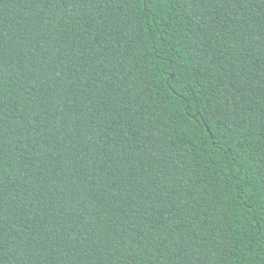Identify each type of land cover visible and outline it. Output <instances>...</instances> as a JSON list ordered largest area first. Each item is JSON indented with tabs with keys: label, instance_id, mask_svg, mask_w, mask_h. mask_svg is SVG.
<instances>
[{
	"label": "trees",
	"instance_id": "16d2710c",
	"mask_svg": "<svg viewBox=\"0 0 264 264\" xmlns=\"http://www.w3.org/2000/svg\"><path fill=\"white\" fill-rule=\"evenodd\" d=\"M0 264H264V0H0Z\"/></svg>",
	"mask_w": 264,
	"mask_h": 264
}]
</instances>
